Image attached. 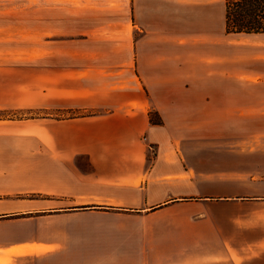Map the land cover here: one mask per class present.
Segmentation results:
<instances>
[{
  "label": "crops",
  "instance_id": "0c3cea01",
  "mask_svg": "<svg viewBox=\"0 0 264 264\" xmlns=\"http://www.w3.org/2000/svg\"><path fill=\"white\" fill-rule=\"evenodd\" d=\"M124 3V45L46 67L42 98L0 96L27 112L0 118V212L76 230L1 242L0 262L264 264V35L228 34L225 0Z\"/></svg>",
  "mask_w": 264,
  "mask_h": 264
},
{
  "label": "rangeland",
  "instance_id": "374dc122",
  "mask_svg": "<svg viewBox=\"0 0 264 264\" xmlns=\"http://www.w3.org/2000/svg\"><path fill=\"white\" fill-rule=\"evenodd\" d=\"M124 2L126 0H0V96L30 91L42 98L45 84L50 83L45 75L46 67L48 70L65 67L72 55L82 48L89 50L99 46V50H105L103 47L107 44L124 45L127 40L124 29L132 27L130 22L125 27ZM208 14L210 18L204 26L214 33L219 23L214 8ZM194 28L195 23L189 22V29ZM228 38L230 48L232 44L248 43L249 37L229 35ZM254 38L257 40L250 44L264 46V36ZM106 55L111 61L115 59L110 52ZM259 68L264 69V62H260ZM51 80L54 86V76ZM36 104L32 115L41 116L43 102ZM24 113L27 112L0 110V118L20 117ZM8 198L12 197H0V210L8 208ZM16 198L42 199L43 196L29 194ZM30 215L34 214L0 212V243L35 233L50 237L75 235L74 228H62L58 219L47 217L49 227H45L42 222L27 219ZM37 261L35 257L2 258L0 263L36 264Z\"/></svg>",
  "mask_w": 264,
  "mask_h": 264
},
{
  "label": "trees",
  "instance_id": "16d2710c",
  "mask_svg": "<svg viewBox=\"0 0 264 264\" xmlns=\"http://www.w3.org/2000/svg\"><path fill=\"white\" fill-rule=\"evenodd\" d=\"M228 34H264V0H225ZM151 121L162 124L157 112H150ZM25 215V214H23Z\"/></svg>",
  "mask_w": 264,
  "mask_h": 264
}]
</instances>
